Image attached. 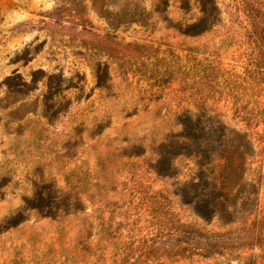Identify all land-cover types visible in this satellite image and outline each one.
Listing matches in <instances>:
<instances>
[{
  "label": "rangeland",
  "instance_id": "1",
  "mask_svg": "<svg viewBox=\"0 0 264 264\" xmlns=\"http://www.w3.org/2000/svg\"><path fill=\"white\" fill-rule=\"evenodd\" d=\"M0 264H264V0H0Z\"/></svg>",
  "mask_w": 264,
  "mask_h": 264
}]
</instances>
